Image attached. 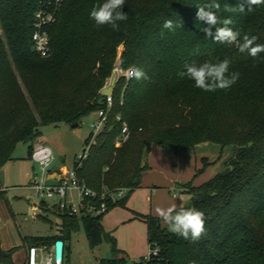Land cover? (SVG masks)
<instances>
[{"label": "trees", "instance_id": "obj_1", "mask_svg": "<svg viewBox=\"0 0 264 264\" xmlns=\"http://www.w3.org/2000/svg\"><path fill=\"white\" fill-rule=\"evenodd\" d=\"M41 1L0 0V170L15 160L20 143L28 144L30 158L39 127L78 126L83 118L106 109L100 90L115 66L140 68L148 79L116 80L104 128L87 157H76L72 164L79 183L93 192L126 190L127 196L109 203L108 211L124 208L128 195L140 188L152 147L176 152L214 144L231 146L233 154L208 181L182 186L189 195L184 207L205 215L206 231L199 240L186 241L163 227L161 218L142 216L148 256L129 263L112 241V257L98 264H264V53L252 58L236 45L205 36L206 25L196 12L212 0H125L122 11L128 18L120 22L119 31L90 19L93 6L104 0H64L49 28L51 54L42 59L31 50L32 15ZM215 2L221 6L216 14L221 20L232 19L229 27L240 32L241 43L247 34L264 44V4L249 10L247 0ZM241 4L244 11H239ZM225 5L237 10L225 12ZM166 19L173 20L174 31L163 29ZM224 59L230 61L229 73H240L227 90L205 92L177 75L186 63ZM123 126L128 131L125 140ZM5 194L0 191V200H7ZM51 212L59 221L56 234L24 238L29 251L60 240L61 264H67L65 252L79 229L90 249L103 242V215L70 216L56 206ZM14 251L0 247V264H14Z\"/></svg>", "mask_w": 264, "mask_h": 264}, {"label": "rangeland", "instance_id": "obj_2", "mask_svg": "<svg viewBox=\"0 0 264 264\" xmlns=\"http://www.w3.org/2000/svg\"><path fill=\"white\" fill-rule=\"evenodd\" d=\"M120 51L118 49L119 53ZM96 121L97 115L92 113L83 118L76 128L64 123L41 126L38 128L40 136L34 145L41 144L50 148L53 156L52 168L64 167L69 170L74 159L82 154L85 148L83 141L92 130L90 125ZM27 146L28 144H18L13 152L15 160L9 163V177L5 184L14 198L6 200V219L0 226L2 243L15 249L12 254L15 264H23L24 260L25 264L28 262L29 247L25 248V254L20 252L24 238L52 237L59 224L57 217L51 212L56 200L37 197L29 184L31 176L39 173V167L26 158ZM232 154L231 146L220 148L214 144H201L193 149L176 152L152 147L147 153L148 170L142 177L141 188L128 195L124 208L115 207L102 216L101 223L105 233L103 242L90 249L83 231L79 229L72 236L69 252H65V261L67 264H98L99 260L112 257V241L129 263L144 260L149 254V247L146 225L141 217L158 216L157 208L188 205L189 195L183 192L182 186L192 180L193 186L208 181L224 169ZM42 202L44 208H40ZM34 205L39 210L35 211V216L29 212ZM51 247H45L46 251H37V257L46 259Z\"/></svg>", "mask_w": 264, "mask_h": 264}, {"label": "clouds", "instance_id": "obj_3", "mask_svg": "<svg viewBox=\"0 0 264 264\" xmlns=\"http://www.w3.org/2000/svg\"><path fill=\"white\" fill-rule=\"evenodd\" d=\"M249 10L251 6L264 4V0H247ZM59 4V0H57ZM125 0H104L102 4L94 5L89 16L97 26L110 25L114 31L120 30V22L127 20L128 15L122 11ZM219 3L212 2L198 6L196 18L203 22L206 27L202 29L206 37L212 38L217 43L236 45L241 53H247L250 57L256 58L260 53H264V44L256 43L257 37H249L245 34L240 42V32L234 31L229 27L232 19L224 18L221 20L216 14L220 10ZM215 10V11H214ZM237 9L228 5L224 6L225 12H235ZM239 11H244L243 4L239 6ZM40 13H37L39 17ZM51 16L48 17L50 21ZM217 25H222L217 27ZM176 25L173 20L166 19L163 29L175 30ZM215 29V31H213ZM230 61L224 59L218 62L205 60L198 63L192 61L184 65V70L177 73L178 77L187 78L194 81V86L205 92H215L217 90H227L231 88L239 79V72L229 73ZM122 74L127 78H135L137 81L148 79L147 74L140 68L130 67L121 69ZM157 215L163 220L168 231L178 235L186 241L195 242L205 233V215L196 208H186L175 205L168 208H157Z\"/></svg>", "mask_w": 264, "mask_h": 264}, {"label": "built area", "instance_id": "obj_4", "mask_svg": "<svg viewBox=\"0 0 264 264\" xmlns=\"http://www.w3.org/2000/svg\"><path fill=\"white\" fill-rule=\"evenodd\" d=\"M63 2L64 0H59V4H57V0H42L33 12L31 50L42 59L48 58L51 54L49 28L56 22ZM38 12L40 13L39 17L37 16ZM49 16L52 17L50 21L48 20ZM113 73L117 74V79L122 77L126 82L132 79L124 76L118 66H115ZM112 92L104 97L106 109L96 112L97 121L90 125L92 128L90 142L85 146L82 154L77 157L78 160H83L87 157L90 147L95 143V136L104 128L112 104ZM116 119L119 118L116 116ZM127 134V128L123 126L121 130L122 140L126 139ZM117 145H119L118 142ZM29 160L39 167V173L33 174L29 180V184L35 191L36 196L47 200H56L53 206H56L60 212H65L70 216H102L108 211L109 203H115L126 194V190L122 188L114 190L102 188L100 193L93 192L84 184L79 183L72 168L68 170L64 167L56 170L59 175L57 185L46 186L44 182L46 175L51 172L53 156L50 148L45 145H36ZM40 250L46 251V248L34 249L35 258L33 264H49L50 252H47L46 259L42 260L37 257V251ZM155 253L156 250L153 251V254Z\"/></svg>", "mask_w": 264, "mask_h": 264}, {"label": "water", "instance_id": "obj_5", "mask_svg": "<svg viewBox=\"0 0 264 264\" xmlns=\"http://www.w3.org/2000/svg\"><path fill=\"white\" fill-rule=\"evenodd\" d=\"M117 74L112 73L111 78L109 80V84L106 87H103L100 90V95L102 97L108 96L116 83ZM77 124L71 125V128H76ZM59 180V175L57 171H51L46 175L44 184L46 186H56ZM4 185V173L3 170H0V187ZM12 198L11 194L7 195V199ZM29 264L34 263V249H30L29 251ZM63 261V242L57 240L54 242L53 246L50 249L49 256V264H61Z\"/></svg>", "mask_w": 264, "mask_h": 264}, {"label": "crops", "instance_id": "obj_6", "mask_svg": "<svg viewBox=\"0 0 264 264\" xmlns=\"http://www.w3.org/2000/svg\"><path fill=\"white\" fill-rule=\"evenodd\" d=\"M10 163V162H9ZM9 163H7L3 168H2V170H3V173H4V185L3 186H1L0 187V191H4L6 194H5V197L9 194V192H10V189L8 188V186H6V181H7V178L9 177V172H8V166H9ZM57 170V168H52L51 167V171H56ZM144 174L145 173H143L142 174V177H144ZM192 186H193V182H192ZM194 187H196V186H194ZM140 188H141V185H140ZM14 198V196L12 195V198H10V199H7V200H11V199H13ZM5 202L6 201H4V200H0V226L2 225V223H3V221H4V219H6V209H5V206H4V204H5ZM179 208V207H178ZM36 210H38L37 209V206H35L34 205V207H32L31 209H30V214L31 215H33V216H35V211ZM39 211V210H38ZM152 217H158V216H152ZM160 218V217H159ZM162 226L163 227H166L167 228V226L164 224V222H163V224H162ZM103 227V226H102ZM1 228V227H0ZM0 247H1V249L2 250H4V251H7V250H10V249H12V248H10L9 246H6L4 243H2V241H1V239H0ZM27 246L26 245H24V243H23V246H22V249L20 250V252H24V254H25V248H26ZM15 264V263H14ZM16 264H18V263H16ZM23 264H25V260L23 261Z\"/></svg>", "mask_w": 264, "mask_h": 264}, {"label": "bare ground", "instance_id": "obj_7", "mask_svg": "<svg viewBox=\"0 0 264 264\" xmlns=\"http://www.w3.org/2000/svg\"><path fill=\"white\" fill-rule=\"evenodd\" d=\"M34 258H35V252H34Z\"/></svg>", "mask_w": 264, "mask_h": 264}]
</instances>
